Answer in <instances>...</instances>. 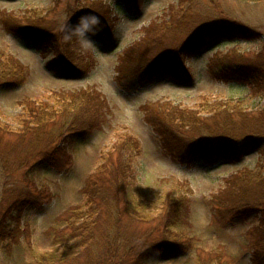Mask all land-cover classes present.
<instances>
[{
  "label": "rangeland",
  "instance_id": "374dc122",
  "mask_svg": "<svg viewBox=\"0 0 264 264\" xmlns=\"http://www.w3.org/2000/svg\"><path fill=\"white\" fill-rule=\"evenodd\" d=\"M88 3L96 6L101 15H105L107 7L112 12L109 11V18L114 19V27L107 43H101L99 25H93L95 43L85 45L78 37L69 39L64 34L65 24L74 18L68 11L77 9L82 13ZM87 13L88 16L91 11ZM10 15L23 26L35 23L40 31L54 34L59 44L51 47L35 44L33 39L8 31L0 22V59L1 62L10 60L6 69L1 70L7 79L0 78V161L7 169L14 170L5 186L19 187L23 178L15 170L17 162L26 160L30 149L32 152L43 149L46 142L59 134L62 137L57 145L66 148L71 166L57 172L36 158L27 162L28 176L37 188H46L52 198L39 210L24 211L21 226L26 230L17 246L7 254L0 251V264H33L40 254L59 247L52 243L50 231L64 228V215L83 202L84 181L103 163V156L113 151L112 145L119 134L134 136L140 146V155L133 161V189L129 188L135 192L123 190L121 198L125 207L143 202L138 210L142 223L126 229V237L154 229L157 210L170 191L174 196L181 192L188 199L185 223L177 230H184L194 248L188 253L157 256L145 264H198V255L204 264H210L211 260L212 264H252L248 232L258 225L260 210L246 217L229 215L219 220L210 202L224 190L229 177L245 170L256 171L257 164L264 162V153H259L264 152V140L257 149L242 151L236 162L211 165L197 157L182 165L164 153L159 138L145 121L142 107L170 104L196 111L203 102L240 99L247 113L263 110L264 89L253 92L244 80L219 81L209 74L208 62L213 58L221 61L234 51L240 54L261 52L264 0H145L136 13L130 12L120 0H0V21ZM171 15H174L172 30L159 37L157 49L148 45L146 51L172 53L194 30L232 20L256 30L259 35L252 41L230 39L203 47L182 61L183 69H179L175 78L165 73L164 68L148 80L120 76L118 58L123 51L143 38V28L163 18L168 21ZM73 95L93 99L98 96V100L105 102L104 115H101L105 121L81 139L64 133L75 118L67 117L66 112L59 113L63 102L71 109L77 99H73ZM35 110H38L37 115L44 113L38 117L50 119L40 130V144L27 137L18 141L17 132L23 124L34 127L30 118L36 115ZM51 134L57 136L51 138ZM263 196L264 185H256L247 197L254 203V199Z\"/></svg>",
  "mask_w": 264,
  "mask_h": 264
},
{
  "label": "trees",
  "instance_id": "16d2710c",
  "mask_svg": "<svg viewBox=\"0 0 264 264\" xmlns=\"http://www.w3.org/2000/svg\"><path fill=\"white\" fill-rule=\"evenodd\" d=\"M120 1L130 12L136 13L145 0ZM107 9H103L105 15H101L92 3L85 4L82 13L77 9L68 11V15L74 17L69 22L76 23L84 13L89 20H98L99 28L102 29V42L107 43L114 27V19L109 18L110 10ZM87 10L91 11L88 16ZM173 21L174 15H171L168 21L163 18L159 23L151 22L143 28V38L130 45L119 56L118 74L127 78L148 80L164 68L165 73L175 78L182 68V61L207 44L230 39L252 41L259 35L256 30L232 20L194 30L172 53L166 54L161 48V53L156 51L152 54L151 50L146 51L149 49L148 45L152 49L158 48L159 37L172 30ZM0 22L8 31L24 39H33L35 44L43 43L45 47L59 44L58 37L40 31L35 23L23 26L11 15ZM61 37L63 38L62 32ZM55 49L57 50L56 46ZM8 61L10 60L1 62L0 59V78L7 79L6 73L3 74L1 70L6 69ZM83 67L85 68V64ZM208 72L219 81L244 80L250 84L253 92L259 93L264 89V44L261 52L257 54H240L234 51L232 55L224 56L221 61L213 58L208 62ZM97 97L93 99L85 95H73L71 109L69 104L62 103L59 113L66 112L69 113L67 117L75 118L68 132L64 133L81 139L83 135L97 128L98 123L105 121L102 118L105 102ZM243 105V100L229 99L226 102H203L196 111L170 104H145L142 111L146 123L153 129L161 148L172 161L187 165L199 157L212 165L236 162L242 151L257 149L264 140V109L247 113ZM37 112L38 110L30 118L34 127L29 128L28 123H25L17 132L18 141L27 137L40 144V130L50 119L38 117L44 113L39 112L37 115ZM55 136L57 135L51 134V138ZM60 136L62 137L59 134L50 140V143L46 142L39 151L32 152L30 149L29 157L17 162L15 170L23 178L19 187L15 184L5 186L14 170L11 171L9 167L7 169L5 163L0 161V251L6 254L19 244L26 230L21 226L24 211L39 210L52 198L46 188H37L32 177L28 176L30 166L27 162L36 158L57 172L66 171L71 166V156L66 148L57 145ZM116 140L112 145L113 151L103 156V163L84 181L81 189L83 202L70 208L64 215V228L50 231L52 243L59 247L40 254L33 264H145L157 256L192 251V240L184 230H177L185 223L188 210V199L181 192L174 196L170 191L165 196L154 218L157 221L154 229L143 231L136 237L125 236L130 226L142 223L138 210L143 202H136L133 207H125L121 198V192L129 190L134 184L133 161L140 155V146L138 140L130 134H119ZM259 153L263 155L264 152ZM225 184L224 190L212 197L210 202L214 214L222 220L229 215L233 218L246 217L252 211L260 210L258 225L248 232V247L251 249L252 264H264V196L254 199V203L247 197L252 187L264 185V162L257 164L256 171L245 170L229 177ZM129 191L132 194L135 192ZM197 261L198 264H204L199 255ZM212 263L211 260L210 264Z\"/></svg>",
  "mask_w": 264,
  "mask_h": 264
},
{
  "label": "clouds",
  "instance_id": "9594fccd",
  "mask_svg": "<svg viewBox=\"0 0 264 264\" xmlns=\"http://www.w3.org/2000/svg\"><path fill=\"white\" fill-rule=\"evenodd\" d=\"M98 20H89L88 17H81L75 25L70 22L65 24V36L69 39L78 37L87 45L88 42L95 43L93 25L98 26Z\"/></svg>",
  "mask_w": 264,
  "mask_h": 264
}]
</instances>
